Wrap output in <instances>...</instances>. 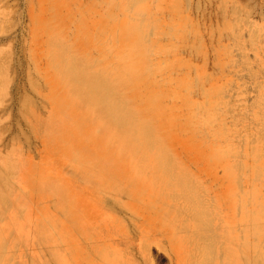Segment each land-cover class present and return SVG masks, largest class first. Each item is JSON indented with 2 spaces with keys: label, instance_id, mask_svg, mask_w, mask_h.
<instances>
[{
  "label": "rangeland",
  "instance_id": "1",
  "mask_svg": "<svg viewBox=\"0 0 264 264\" xmlns=\"http://www.w3.org/2000/svg\"><path fill=\"white\" fill-rule=\"evenodd\" d=\"M50 1L0 0V155L4 156L0 161V264H57L52 244L40 232L50 231L56 236L61 223L67 221L63 213L66 203L61 198L59 206L53 186L47 188L48 179L42 180V191L29 188L20 179L26 172L21 165L24 160L31 169L34 167L32 175L53 176L48 174L52 169L51 155L43 152L41 137L32 122L33 116L37 120L52 116L51 104L37 92L45 88L39 70L43 68L42 53L50 48L52 36L41 29L44 25L37 18L45 20L50 16ZM109 1L114 4L113 10L117 8V14L133 5L148 13L142 39L146 38L147 45L152 46L149 59L155 89L177 96L181 119L187 112L194 114V135L205 150L213 142L229 152L225 155L229 159L225 162L228 173L222 163L209 171L204 160L187 157L181 147L175 150L180 164L198 175L193 181L198 179L204 184L199 187L193 182L192 189L168 193L155 205L164 218L174 219L172 223L178 216L183 226L198 224L194 231L187 228L191 236L182 258L173 252L166 231L154 230L156 226L150 228L153 233L140 229L138 217L123 206V201L128 200L124 192L109 191L106 186L85 188L84 178L62 174L61 180H70L87 193L96 190L98 201L125 226L124 232L99 239L93 230L82 235L67 225L76 236L72 245L74 258L67 264H216L225 240L216 226L224 219L223 214L242 242L246 228L253 226L250 221L245 225L241 219L228 217L227 205L223 212L215 210L218 193L231 188L238 202L244 199L247 212L259 215V236L249 238L248 245H257L260 256L252 264H264V0H77L73 11L87 8L99 25L102 20L106 21L103 25L109 24ZM29 3L33 8L31 17ZM53 13H58L55 5ZM63 15L68 17V11L62 10ZM33 30L38 37L34 43ZM97 36V43L104 45L105 36ZM96 53L98 47H93L91 58ZM34 59H38L39 66ZM17 85L20 92L15 93ZM39 167L44 169L43 173L38 171ZM15 203L18 208L12 210ZM238 208L237 205L232 216L239 215ZM11 213L17 217L11 219ZM43 214L45 217L40 218ZM18 227H22L23 236L16 234ZM56 246L69 254L67 244L59 238Z\"/></svg>",
  "mask_w": 264,
  "mask_h": 264
},
{
  "label": "bare ground",
  "instance_id": "2",
  "mask_svg": "<svg viewBox=\"0 0 264 264\" xmlns=\"http://www.w3.org/2000/svg\"><path fill=\"white\" fill-rule=\"evenodd\" d=\"M76 1L51 0L50 16L45 20L37 18L44 25L41 29L51 33L49 47H54V50L48 48L42 53L44 63L41 61L43 68L39 72L45 88L37 91L51 104L52 116L47 120H37L33 116L32 122L34 130L41 137L43 152L51 155L52 169L48 174L52 173L53 176L32 175L34 167L31 169L27 160L21 164L26 172H20L19 175L21 174L23 183L29 184V188L40 191V185L45 182L42 180L48 179L47 188L53 186V193L60 199L59 206L61 207V198L66 203L63 205V213L67 219L61 223L56 236L50 231L40 232V235L43 234L52 244L53 258L57 264H67L74 258L72 245H75L76 239L67 225H72L82 235L93 230L99 239L125 230L116 214L105 209L98 201L96 190L87 193L76 183L61 180V175L66 173L68 176L84 178L85 188L101 189L106 186L108 190L124 192L128 200L123 201V206L138 217L140 229L146 233L166 231L173 252L182 258L191 236L189 233L199 227L198 224L191 222L188 226H183L178 216L172 223L174 219L164 218L155 206L168 193L192 189L193 180L198 177L180 164L175 157V150L181 147L187 157L204 160L209 171L222 163L226 174L229 159L225 155L229 152L222 151L213 142H209L205 150L194 135V114L187 112L181 119V106L175 102L177 96L171 91L161 92L155 89L157 84L152 78L149 59L152 46L147 45L146 38L142 39L147 29L144 20H148L145 15L148 13L143 8H134L133 5L117 14V8L113 10L114 4L109 1L106 13H110L112 20L105 25L106 21L102 20L103 24L99 25V21L90 15L91 11L87 8L73 11L75 7L72 5H76ZM54 5L58 11L56 15H52ZM31 7L32 4L29 3L30 17ZM62 10H67L69 16H62ZM34 24L35 21L32 22ZM96 26L101 29L97 30ZM32 32L34 43L37 35L34 30ZM100 33L104 36L107 33L104 45L97 43V35ZM93 47H98L100 57L96 53L95 58H91L90 50ZM101 57L107 59L100 60ZM34 62L40 65L38 59H34ZM14 88L15 93L20 92V86ZM169 99L173 102H169ZM3 158L0 155V161ZM38 169L43 173V168ZM34 180L37 182L35 185L32 184ZM194 183L204 187L198 179ZM231 189L229 192L228 189H223L218 193V207L215 210L223 212L227 205L229 208L225 213L228 217L241 219L245 225L250 221L253 226L246 228L243 238L245 241L242 242L241 237L237 238L231 226L226 223L225 214L221 213L224 219L219 220L216 226L221 229L225 240L223 238L220 245L222 253L216 264H252L260 257L256 251L257 245H248L249 238L259 236V215L257 212H247L244 199L238 202L233 188ZM116 203L118 202L114 204ZM237 205L242 210L238 208L239 215L232 216ZM16 208L18 205L15 203L12 210ZM171 210L173 214L174 210ZM11 214L14 216L11 219L17 217L15 213ZM42 217H45L44 214L40 216ZM151 226H156L157 229L151 230ZM21 228L16 230L18 236L24 235ZM187 228H191V231ZM58 238L67 244L69 254L62 253L57 248ZM228 249L231 250L229 253L226 252Z\"/></svg>",
  "mask_w": 264,
  "mask_h": 264
}]
</instances>
